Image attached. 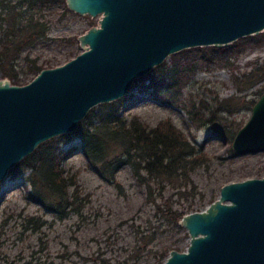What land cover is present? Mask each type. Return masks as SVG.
I'll return each mask as SVG.
<instances>
[{"label": "rangeland", "instance_id": "rangeland-1", "mask_svg": "<svg viewBox=\"0 0 264 264\" xmlns=\"http://www.w3.org/2000/svg\"><path fill=\"white\" fill-rule=\"evenodd\" d=\"M68 12L64 13L61 5L46 8L43 20L47 22V35L25 50L22 58L27 55L37 64L53 68L80 54L77 38L97 26L98 17ZM174 55L159 67H170ZM254 62L264 67V48L233 57L234 71L215 66L196 70L178 97H174V91L170 96L165 92L157 95L149 84L141 85L140 80L152 70L135 80L121 99L119 115L125 121L136 116L154 128L168 120L200 150L203 164L189 174L192 189L164 184L159 192L158 186L151 184L154 191L150 196L126 163L117 167V188L89 165L78 140L63 146L66 155L61 164L67 175H77L80 197L86 202L79 215L68 212L59 218L31 197L28 172L9 175L0 183V264H163L171 251H185L189 236L179 226L184 215L206 209L218 199L225 184L264 177V152L236 156L231 150L232 138L250 118L253 105L249 103L264 91V78L245 91L233 80L234 75L253 71ZM18 69L25 72L28 65L20 60ZM2 79L8 78L0 74ZM230 99L231 112L218 110L220 103ZM177 101L179 104H174ZM203 105L206 109L202 112L213 119V125L196 126L189 119L187 109ZM99 109L98 105L91 112L98 113ZM151 200L168 203L170 213L181 218L177 222L163 219Z\"/></svg>", "mask_w": 264, "mask_h": 264}, {"label": "water", "instance_id": "water-1", "mask_svg": "<svg viewBox=\"0 0 264 264\" xmlns=\"http://www.w3.org/2000/svg\"><path fill=\"white\" fill-rule=\"evenodd\" d=\"M64 3L77 15L98 17V25L77 38L82 51L68 62L42 69L25 85L0 80V183L39 145L74 133L91 109L124 98L167 57L226 48L264 32V0ZM231 150L264 152V91ZM179 226L189 245L171 251L163 264H264V177L225 184L217 200L184 215Z\"/></svg>", "mask_w": 264, "mask_h": 264}, {"label": "trees", "instance_id": "trees-1", "mask_svg": "<svg viewBox=\"0 0 264 264\" xmlns=\"http://www.w3.org/2000/svg\"><path fill=\"white\" fill-rule=\"evenodd\" d=\"M54 5L63 6L64 13H69L63 0H0V74L11 80V84L25 85L46 68L37 64L35 59L27 55L22 58L21 55L46 37L48 27L43 20V11ZM259 48H264V32L239 39L227 48L189 49L174 55L170 67L165 65V68H155L140 82L141 85L149 84L157 95L165 92L170 96L174 91V97H178L177 93L192 79L196 70L215 66L234 71L233 57ZM20 60L28 65L27 71H19ZM257 63L252 64L255 67L253 71L240 77L233 76L237 87L245 91L264 78V67ZM28 75L32 76L26 81ZM231 100H226L225 104L220 103L218 110L231 112ZM249 104L252 106L254 102ZM120 105L121 100L99 105V112L90 111L74 133L39 145L9 175L28 172L26 181L30 186L31 197L59 218L68 212L79 215L86 202H82L85 199L80 197L77 175H67L61 164L66 155L63 146L78 140L79 148L89 165L103 180L114 183L117 188V167L126 163L136 181L145 187L150 196L154 191L151 184L158 186L159 192L163 190L164 184L192 189L189 174L203 164L200 150L195 149L168 120L159 122L154 128H149L136 116L125 121L119 115ZM204 109L205 105L187 109L189 119L196 126L214 123L212 118L204 115ZM151 201L154 203V200ZM154 206L156 213L169 222H177L181 218L177 213H170L166 202L154 203ZM33 220L30 218L29 222L36 226ZM151 239L144 243L145 246Z\"/></svg>", "mask_w": 264, "mask_h": 264}, {"label": "flooded vegetation", "instance_id": "flooded-vegetation-1", "mask_svg": "<svg viewBox=\"0 0 264 264\" xmlns=\"http://www.w3.org/2000/svg\"><path fill=\"white\" fill-rule=\"evenodd\" d=\"M91 110H92V109H91ZM91 110H90V111H91ZM90 111H89V112H90Z\"/></svg>", "mask_w": 264, "mask_h": 264}]
</instances>
